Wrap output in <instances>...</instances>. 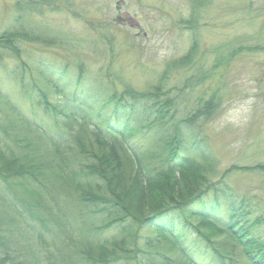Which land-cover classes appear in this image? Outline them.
Returning a JSON list of instances; mask_svg holds the SVG:
<instances>
[{
  "label": "trees",
  "instance_id": "1",
  "mask_svg": "<svg viewBox=\"0 0 264 264\" xmlns=\"http://www.w3.org/2000/svg\"><path fill=\"white\" fill-rule=\"evenodd\" d=\"M50 1L16 0V24L0 29V50L18 60L9 78L51 122L43 130L31 125L0 94V201L31 229L46 264H203L191 255L196 244L211 253L206 264H233L234 247L264 264L259 203L227 182L236 166L221 168L205 131L218 101L186 103L206 75L166 86L191 54L168 62L145 89L125 84L118 91L101 77L87 86L81 63L69 76L23 57V42L70 44L68 36L49 37L25 23ZM255 167L264 172V164ZM209 193L206 208L194 206ZM222 207L226 217L215 214ZM6 219L0 217V264H21L8 254Z\"/></svg>",
  "mask_w": 264,
  "mask_h": 264
},
{
  "label": "rangeland",
  "instance_id": "2",
  "mask_svg": "<svg viewBox=\"0 0 264 264\" xmlns=\"http://www.w3.org/2000/svg\"><path fill=\"white\" fill-rule=\"evenodd\" d=\"M15 1L0 0V29L16 24ZM25 21L45 30L49 37L52 33L68 36L70 44L44 47L23 42L24 59H42L47 63L44 66L65 70L69 76L76 75L77 63H81L87 86L95 84L93 78L101 77L118 91L125 84L137 90L148 88L168 62L191 50L190 63L170 72L166 86L172 88L187 77L206 75L193 94L186 96V103L195 106L210 96L218 101L217 109L205 120L209 143L221 168L236 166L228 173L227 182L236 192L258 202L256 214L264 219V172L255 169L264 164V0H51L25 16ZM17 64L18 60L0 50V94L7 96L31 125L48 129L49 116L20 93L8 76L7 71ZM3 109L0 99L1 123ZM212 200L209 193L194 206L204 209ZM1 202L0 217L7 218L13 248L8 254L24 260L21 264H46L45 251L31 229ZM216 212L226 217L225 207ZM259 230L264 236V220ZM192 240L189 236L188 244ZM190 250L197 262H210L211 253L200 245ZM233 256V264H252L239 247H234Z\"/></svg>",
  "mask_w": 264,
  "mask_h": 264
}]
</instances>
